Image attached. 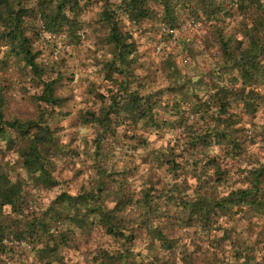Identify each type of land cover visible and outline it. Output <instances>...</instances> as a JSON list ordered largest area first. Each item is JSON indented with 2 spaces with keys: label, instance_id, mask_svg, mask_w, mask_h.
<instances>
[{
  "label": "rangeland",
  "instance_id": "374dc122",
  "mask_svg": "<svg viewBox=\"0 0 264 264\" xmlns=\"http://www.w3.org/2000/svg\"><path fill=\"white\" fill-rule=\"evenodd\" d=\"M17 1L40 71L0 23V117L33 125L0 133V178L16 186L0 264H264V192L214 205L264 171V52L243 86L222 45L236 54L261 35L264 0H144L138 20L122 0ZM112 22L132 44L124 66ZM36 125L50 136L43 172L23 155Z\"/></svg>",
  "mask_w": 264,
  "mask_h": 264
},
{
  "label": "trees",
  "instance_id": "16d2710c",
  "mask_svg": "<svg viewBox=\"0 0 264 264\" xmlns=\"http://www.w3.org/2000/svg\"><path fill=\"white\" fill-rule=\"evenodd\" d=\"M125 4V9L127 10V13L129 14L130 18L133 20H138L141 18H144L148 16V8L144 7V0H122ZM256 5H258L260 0H248ZM77 2V1H74ZM42 5V3H41ZM75 5V4H74ZM209 8L211 7L210 3L208 2ZM261 8V7H260ZM28 12V9L23 7L17 0H0V23H2L6 31L2 34L3 37L10 42L17 41V54H22L26 60V64L33 69L34 71L39 72V68L34 60V54H32L31 50L29 49V44L27 38L23 35L21 25L23 22L24 15ZM105 15L108 17L109 20H112V12L109 9L105 10ZM62 19H65V16H61ZM52 23L50 25L57 24V15L52 16ZM257 26H259L262 29L261 35L258 34H248V45L245 48H241L239 46L238 53L234 54L231 52L228 48V43L226 41H222L223 48H225V54L227 56V60H234L236 62V67L238 68L243 86L250 85V81L257 79L260 76V73L258 69H254L253 60H256L259 53L264 52V16L260 17L257 21ZM110 39L113 41L115 48L117 49V57L119 59L120 66H124V64L127 61L126 54L131 53L132 44L127 43L123 36L120 34L119 29L116 25V23L112 22L110 24ZM233 62V63H235ZM259 80V79H258ZM45 93L48 94L47 100H51V87L50 83H45ZM115 103V106L117 105L116 102L113 100L112 104ZM132 104V103H131ZM221 108L226 106L225 100L221 103ZM112 106V105H111ZM106 117V116H104ZM8 127L11 130H15L17 132L22 131L24 135H29V132L31 131V124L30 125H18L14 122H8L6 120H3L0 117V133L3 132L5 127ZM38 127V125H36ZM35 127L34 129H36ZM26 130V132H25ZM48 128L47 127H38L36 130L37 137L33 138V141L30 142V145L28 146V150H25L23 155L25 158V163L27 165V168L31 171H36L41 169V172L45 171L43 169L42 165V156L39 151V146L42 145L45 141H48L50 139V136L48 135ZM48 135V136H46ZM50 141V140H49ZM38 164V168H32V165ZM49 176L47 174L44 175L43 181H50V183L53 182V180H49ZM261 185H264V171L263 169L256 170V174L253 176L252 185L249 188H242L237 189L229 192L225 197H222L220 199L215 200L214 205L216 207H230V205L235 204L237 201H240L242 203L248 202L249 199L253 198L256 199L257 194L260 191L264 192V187H261ZM16 190V186L12 185L11 183L7 181H2V178H0V206H9L12 210L15 209L14 202L12 201V197L14 196V192ZM65 200H72L69 195H64ZM75 200V199H74ZM254 202V201H250ZM258 201L254 202V204H258ZM101 212V216L105 220L106 223H108V229L109 231L114 232L115 234L118 233V228L110 223V215H108L104 210H99ZM66 218H69L66 216ZM65 218V219H66ZM83 219L82 218H72L71 221L73 223H80ZM26 229H29L31 231H34V228L32 226H26ZM1 231V230H0ZM1 234V232H0ZM157 236L161 240H165L164 234H162L161 230H157ZM6 238L5 235L1 234V238ZM3 238V239H4ZM2 239V240H3ZM244 253L242 250L235 253V257H243Z\"/></svg>",
  "mask_w": 264,
  "mask_h": 264
}]
</instances>
